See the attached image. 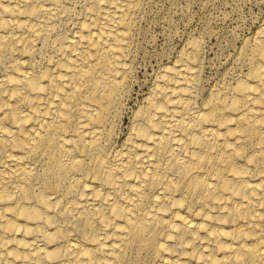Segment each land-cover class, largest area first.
<instances>
[{
    "label": "bare ground",
    "instance_id": "6f19581e",
    "mask_svg": "<svg viewBox=\"0 0 264 264\" xmlns=\"http://www.w3.org/2000/svg\"><path fill=\"white\" fill-rule=\"evenodd\" d=\"M155 4L0 0V264H264V19L140 72Z\"/></svg>",
    "mask_w": 264,
    "mask_h": 264
},
{
    "label": "rangeland",
    "instance_id": "374dc122",
    "mask_svg": "<svg viewBox=\"0 0 264 264\" xmlns=\"http://www.w3.org/2000/svg\"><path fill=\"white\" fill-rule=\"evenodd\" d=\"M155 3L154 11L157 23H154L153 26L150 25L151 28L147 27L149 43L146 41L140 51V57L145 59L141 64L140 72L146 66L150 72V66L157 63V57L165 56V61L188 36L200 33H205L204 37L208 36L205 37L204 51V59L208 66L207 75L214 71V74L221 72L223 62L229 56L227 52L232 53L234 48L240 45V41L253 33L259 22L264 19V0H155ZM212 46L214 47L212 48ZM160 53H164V55Z\"/></svg>",
    "mask_w": 264,
    "mask_h": 264
}]
</instances>
